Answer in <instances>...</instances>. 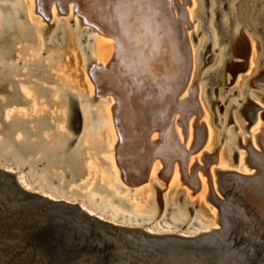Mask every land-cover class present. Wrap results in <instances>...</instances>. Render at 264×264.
Segmentation results:
<instances>
[{
    "label": "bare ground",
    "instance_id": "bare-ground-1",
    "mask_svg": "<svg viewBox=\"0 0 264 264\" xmlns=\"http://www.w3.org/2000/svg\"><path fill=\"white\" fill-rule=\"evenodd\" d=\"M33 1L37 13L49 14L55 5L59 14L67 15L73 10L81 19L71 17L67 21L71 24L69 27L66 22L55 20L54 31L60 34V39L54 41L50 35L44 44L40 34H45L50 27L42 28L32 18ZM253 1L256 2L191 0L189 5L197 11L193 15L178 0H0V92L13 95L12 100L6 101L0 94V108H4L0 115V168L21 169L34 183L30 185L22 173H17V181L24 189L53 200L77 203L89 214L112 223L141 227L156 234L207 233L203 241L233 233L234 242L248 256L249 262L244 264H264L262 243L248 227L249 231L244 229L241 233L234 227L238 225L237 220L244 219L238 203L222 194L224 172L234 171L246 177L255 173H248L244 168L239 171L242 161L247 159L242 153H239V164L233 163L238 145L255 146L259 138L264 141V126L250 128L248 123L243 124L252 118L246 108L250 100L254 101V94L246 86L256 71L254 64L259 48L262 47L261 53L264 51V26L257 23L260 17L264 19V14H256ZM25 16L30 24H26ZM83 25L89 28L80 29ZM243 33L249 35L248 66L244 72H253L233 79L232 66L239 65L233 60V40ZM82 39L88 50L83 53L85 58L78 54L84 49L78 50ZM48 44L59 50L49 55L47 64L54 65L60 73L56 82L76 92L14 78L29 74L46 80L47 72L43 68L46 64L40 58L42 54L36 57L35 52ZM61 56L67 59L52 61ZM80 70L84 75L78 85L69 78ZM9 83L19 86L12 90ZM21 84L31 85L33 95ZM258 85L264 86V80ZM47 93L50 96L45 102L51 106L58 101L59 113L53 115L41 108L28 117L24 111L13 110L14 105L29 109L33 100L44 98ZM91 93L94 98L109 96L111 99L81 106L79 94L87 96L84 100H91L88 96ZM52 94H57L58 100H52ZM257 94L264 96V93ZM202 99L217 105L215 119L227 146V158L222 160L228 166L225 171L206 169L210 162L205 160L211 155L203 153V149L195 152L192 149L194 116L209 123L204 119L207 118L204 108L201 111ZM81 112L85 129L80 136L72 137L68 132L75 135L76 114L81 118ZM242 130L248 134L246 137ZM220 139L216 140L217 148L221 146ZM208 142L209 137L205 144ZM96 154L98 159L94 157ZM92 158L103 167L99 184H89L83 179L92 171ZM202 161L206 165L201 166ZM211 163L219 160L215 158ZM249 164L253 166L252 162ZM198 170L208 177L212 186L206 199L218 208L217 218L211 224L191 213L193 202L205 200L208 180L201 178ZM213 174H217V179ZM159 175L168 183L165 188L155 181ZM119 179L138 186L130 198L128 191L120 187ZM215 182L223 199L216 195ZM157 187L162 189L165 203L160 208ZM177 194H182L183 204L169 209ZM216 223L219 227H215ZM31 264L38 263L31 259Z\"/></svg>",
    "mask_w": 264,
    "mask_h": 264
},
{
    "label": "water",
    "instance_id": "water-1",
    "mask_svg": "<svg viewBox=\"0 0 264 264\" xmlns=\"http://www.w3.org/2000/svg\"><path fill=\"white\" fill-rule=\"evenodd\" d=\"M260 76L264 77V73L260 72ZM250 104L257 112L258 106L251 101ZM76 115L74 132L81 125L79 113ZM250 154L260 160L259 165L253 163L255 173L246 177L234 171L224 172L222 194L237 202L243 213L244 219L237 220L234 227L239 233L249 231L248 227L264 250V154L251 150ZM16 174L0 168V264H31V259L38 264L249 262L244 248L234 242L232 232V236L229 233L217 240L203 241L207 233L156 234L141 227L112 223L89 214L77 203L53 200L24 189Z\"/></svg>",
    "mask_w": 264,
    "mask_h": 264
},
{
    "label": "rangeland",
    "instance_id": "rangeland-1",
    "mask_svg": "<svg viewBox=\"0 0 264 264\" xmlns=\"http://www.w3.org/2000/svg\"><path fill=\"white\" fill-rule=\"evenodd\" d=\"M180 4H182L187 11H189L191 14H195L197 13L195 9V7H193L192 5H189V2H191V0H187V3L185 2V0H178ZM228 1V0H227ZM256 2L253 1L252 3V8L254 10H256V14H258L259 12L264 14V0H255ZM242 2V1H241ZM257 4V5H256ZM73 4H69V6H72ZM255 6V7H254ZM35 7H36V4H35V1H33V15H32V18L36 21H38L40 27H46L48 28V26H50V28L47 29V31L45 32V34H40V39L41 41L45 44L48 40L47 38L51 35V38L52 40H59L60 39V34H57L55 30V23L54 21L55 20H59L61 22H66L67 24V27L71 26V24H68L67 21L68 19H70L71 17H74L75 19L77 20H80L81 18H79L77 16V13L73 12V10H71L67 15L66 14H59L57 12V7L54 5V8H53V11L50 12L49 14L46 12V11H43L42 13H37L35 11ZM194 12V13H193ZM192 15V17H193ZM259 15V14H258ZM43 17H45L47 20H43ZM262 19V20H261ZM25 20H26V24H30L31 22L29 21V19L25 16ZM260 21V22H259ZM189 23V22H188ZM258 25L260 26H264V19L263 17H260V20H258ZM261 23V24H260ZM87 29L89 28V25H83L80 29ZM249 35L243 33V35L239 36V37H236L233 41H234V62L236 63H239V65H234L232 66V69H233V72L231 73V77L234 79L236 75H239L241 78L242 77H247L249 76L251 73L250 72H253V71H250V72H244L246 67L248 66V48H249V38H248ZM251 37V36H250ZM252 38V37H251ZM50 39V40H51ZM246 43H247V46H246ZM244 44V48L242 47L241 48V45ZM79 47H84V49L82 50L81 48V51L79 50ZM44 49V50H43ZM78 54H81L83 58H85V52H87L88 50L86 49V42H84V39H82V43L81 45H78ZM262 52V47L259 48V52L257 53V56L255 57L257 62L254 64L255 66V72L253 74H251V81L248 82L249 84H247L246 87H249V90L252 91V93L255 95L257 93H264V86H259L258 83L259 81L261 80H264V77H261L260 76V72H263L264 73V66L263 65V56H264V51L263 53ZM54 52V53H57L59 52L58 48L57 47H51L50 44H48L46 46V48H41L37 53L35 52V56L37 57L39 54H42V56L40 58L44 59L43 61V64H46L45 66H43V68L46 70L47 72V78L46 80L43 79V80H38V78H33L31 77L29 74L26 75V76H14V78L16 80H29V82L31 81H34L38 84H41L42 86L44 87H47V88H50V89H58V90H65L67 92H76V90H74L72 87H68L67 85H63V84H59L57 83L56 81L58 80V76H59V72L56 71L54 69L53 66L51 67H48L47 64L50 63V60L48 59L49 55ZM236 52V53H235ZM88 53V52H87ZM244 53V54H242ZM237 54V55H236ZM247 54V55H246ZM61 60V61H65L67 59V57L65 56H61V57H57V58H54V60H52L53 62H57L58 60ZM70 61L71 59L68 58ZM211 58H209L210 60ZM17 60H14V62H16ZM245 62V63H244ZM64 63V62H63ZM63 63L61 64V66L63 65ZM84 64H87V61L85 60L84 61ZM57 65V64H56ZM253 66V68H254ZM1 67H0V71H1ZM49 73V74H48ZM70 74V73H69ZM37 76H40L42 74L40 73H37L36 74ZM84 75V72L82 70H80L79 72L77 73H72V76L69 78L71 81L74 80V82L76 81V83L78 85L81 84V79ZM50 76V77H49ZM48 80V81H47ZM22 86H24L27 91H28V94L30 96L33 95V91L30 90V87L31 85L29 84H21ZM195 85H197V82L195 83ZM9 86L11 88L12 86V90H15L16 88H18L19 84H15V83H9ZM6 88V86H5ZM64 88V89H63ZM7 89V88H6ZM0 94L2 95L1 97L4 99V100H12L13 98V95H9V94H6L4 91L3 92H0ZM16 92H14V96H16ZM252 96V98L254 99L253 100H250L251 102H253L256 106H258V110L257 112H255V110L252 108V105L251 104H248L247 108H246V113L249 115V112L252 114V118L251 119H247L245 121V123L243 122V124H249L250 125V128L251 127H254V128H257L259 127V125L261 126H264V96L261 98L259 97V95H255V96ZM50 96V93H47L45 94V97L44 98H40L39 100H33V103L30 104L31 105V108H27V106H16L14 105L13 106V110H20V111H24L25 114L29 117V116H33L35 114H37L39 112V110L41 108H44V109H48L47 111L50 113V114H57L59 113L60 111V108H59V104H58V101L56 103H54L53 105L49 106L45 101H48V98ZM80 98L82 100L81 102V106H85V105H95L97 102H101V101H105L107 99H111L109 96H102V97H98V98H94V93H91V95H88L90 98H93L91 100H84L86 99V95H80ZM6 99H5V98ZM52 100H58V95L57 94H52ZM210 99V96L208 97ZM257 99V100H256ZM203 102H202V108H201V111L204 110L206 111L207 113V118H204L206 119V121L208 120L209 123L205 122V120L203 121V118L201 119L200 117L197 119L196 116H194V118H196V122H195V127L192 128V149L194 150V152L196 150H200V149H203L202 152L205 153V154H208V155H211V157L207 158L205 160L206 163L210 162V166L207 165L206 166V169L207 167L209 169H219L221 171H225L228 166H226L224 164V162L222 161L223 159L225 160V158H227V155H226V138L223 134V132L219 133V131H221V128L218 125L216 119H215V110L214 108L217 107L216 104H210V101L208 99H202ZM188 101V100H187ZM9 105V104H7ZM80 107V105H79ZM35 109H38L37 112H35L34 110ZM4 111V108L1 107L0 108V115H2ZM81 125H80V129L75 133V135L73 134H70L68 132V135H72V137H78L80 136L82 133H83V129H85V126L83 124V114L81 112ZM256 119V120H255ZM249 120V121H248ZM45 123H49L50 121H48V119H44L43 120ZM51 123H49L50 125ZM232 127V124H229V127ZM65 130V133H67L66 131L67 128H64ZM209 131H210V135H209ZM244 130H242V135L243 136H247L248 134H246V132H243ZM200 132V133H198ZM202 132V133H201ZM199 134H201V138L203 139H200L199 140ZM209 137V142L208 144L206 145V140L208 139ZM219 138H221L220 140H222L221 142V146L220 148H217L218 147V143L216 142V140ZM86 143V142H85ZM237 144H239L237 142ZM206 145V146H205ZM244 147H241V145H238V148L236 149V154L233 155L232 157V161L233 163H238V160H239V153L243 154L244 157L247 156V159L244 158V160L242 161V164H241V168L239 171H243L242 168H244L248 173L250 172H255V169H254V166H251L249 163L252 162L253 163H256L259 165V162L260 160L256 157L255 160H253V158L251 157V155L249 156V151L248 150H253L252 152H257L258 153H263L264 154V150H262V147L264 149V141L263 139L259 138L257 139V142L255 144V146H250L249 144H243ZM246 146V147H245ZM201 151V150H200ZM199 153V152H198ZM215 153V154H214ZM84 155L86 156L87 153L84 152ZM196 155V154H195ZM253 156V155H252ZM96 159H98V156L97 154L94 156ZM86 160H87V157H85ZM95 158H92L91 159V168L90 170V173L88 175L85 176V178H83L84 180L87 179V183L89 184H93V183H96V184H99L100 183V175H101V170H103V167L101 165V163H96L95 161ZM211 158V159H210ZM217 158L219 160V163H215V164H212L211 162ZM84 161L85 163H87V161ZM99 161V160H98ZM97 161V162H98ZM115 161V159H114ZM205 162L203 163V161L200 163V165H206ZM226 162V161H225ZM227 164V163H226ZM239 164V163H238ZM101 165V166H100ZM115 165H117L115 163ZM96 166V167H95ZM13 167V166H12ZM232 167V166H230ZM117 168V171H116V174H119V169L118 167L116 166ZM261 168V167H260ZM260 168L258 170H260ZM14 170V172L16 173H22V175H24V178H25V181L30 183V185H34V183L32 182V179H31V176L26 173L25 171H20L21 169H16L15 167L12 168ZM234 169V168H233ZM94 170H96L97 172L94 173ZM244 170V171H245ZM200 171V173H199ZM201 176V178H203L204 180H208V177L204 176L201 172V170H198L197 171ZM217 174H213V176L215 177L214 179H217L216 176ZM119 178V176H118ZM120 182V187L122 189H125L126 191H128V194L127 196L130 198L131 194L134 193V190L137 189L138 186H134V185H131V184H127L125 182H122L121 179H119ZM156 183H158V185H160L161 188H165L167 186L168 183H166L163 178L161 177V175L158 176V178H156ZM161 188H158L157 189L159 190L156 195H157V198H160L159 202H158V207L160 208L161 206H163L165 203L163 201V191ZM183 188V187H181ZM212 189V186L210 187V181L208 180L207 181V186H206V192H205V197H204V201H195L193 202V205H194V208L191 210V213L194 214V216L198 219H201L202 222H206L208 224H211V220L213 218H217V211H218V208L215 207L207 198V195L208 193H210ZM215 190H216V195L220 198H222L221 196V193L220 191L218 190V184L217 182H215ZM153 191V190H152ZM180 197V198H178ZM179 199V200H178ZM223 199V198H222ZM163 203V205H162ZM183 204V196L182 194H177L176 195V200L175 202H173L169 207V209H172V207H175L176 205H179L181 206ZM215 214L214 217H212L211 215L212 214ZM216 226L215 227H219V225L216 223L215 224Z\"/></svg>",
    "mask_w": 264,
    "mask_h": 264
},
{
    "label": "flooded vegetation",
    "instance_id": "flooded-vegetation-1",
    "mask_svg": "<svg viewBox=\"0 0 264 264\" xmlns=\"http://www.w3.org/2000/svg\"><path fill=\"white\" fill-rule=\"evenodd\" d=\"M14 168V167H13ZM54 183H57V181H54Z\"/></svg>",
    "mask_w": 264,
    "mask_h": 264
}]
</instances>
